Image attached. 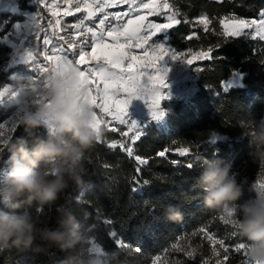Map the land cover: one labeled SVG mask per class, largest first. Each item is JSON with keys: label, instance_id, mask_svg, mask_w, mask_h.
<instances>
[{"label": "trees", "instance_id": "obj_1", "mask_svg": "<svg viewBox=\"0 0 264 264\" xmlns=\"http://www.w3.org/2000/svg\"><path fill=\"white\" fill-rule=\"evenodd\" d=\"M169 1L181 21L168 33L171 44L177 50L195 53L214 49L213 59L195 64V93L188 99L171 101L165 107L163 123L149 125L137 142H128L134 148L133 157L119 148L109 150L108 143L126 138L103 127L101 142L96 141L86 151L80 166L82 182L70 183L67 197L55 204L40 210L29 209L38 220L52 222L57 205L71 208L79 223L78 230L85 237L81 254L92 256L89 247L94 240L107 253L108 264H153L157 258H161L159 264H216L218 259L223 260L224 253L199 232L204 225H209L217 238L225 239L232 247L236 243L247 246L246 238L239 234L236 238L230 236L232 231L238 233L234 226H226L219 219L221 215L228 218L224 210L204 203L199 186L202 170L197 165L202 158L220 157L231 165V173L242 188L240 201L256 196L252 185L264 184V163L254 161L250 155L254 146L248 135L254 123L264 122V40L253 35L225 40L220 24L225 17L258 18L264 11V0ZM7 15L0 12V90L19 81L24 68L20 64L11 65L13 48L2 40L15 21L7 20ZM205 17L211 21L208 30L198 22ZM236 75L243 76L241 86L224 91L221 82L226 83ZM13 110L0 104V121L8 119ZM120 131L125 132L126 127ZM47 134L48 129L43 127L26 132L19 123L12 135L13 140L22 136L31 140ZM185 147L190 149V155L181 157L176 149ZM165 148L171 149L168 155L157 157ZM11 155L8 150L0 153V176L7 173ZM197 155L199 158L195 159ZM135 156L149 160L139 176L135 172ZM172 160L179 163L173 164ZM187 163H193L194 167L187 168ZM134 178L142 185L145 180L148 184L133 190ZM169 205L181 207L182 219H168ZM103 219L112 223L97 228ZM111 232L123 247L114 243L108 235ZM188 252L193 256L189 257ZM66 255L55 249L44 255L10 247L0 250V264H49L53 256ZM229 256L227 264H242L246 259L243 253L233 252Z\"/></svg>", "mask_w": 264, "mask_h": 264}, {"label": "clouds", "instance_id": "obj_2", "mask_svg": "<svg viewBox=\"0 0 264 264\" xmlns=\"http://www.w3.org/2000/svg\"><path fill=\"white\" fill-rule=\"evenodd\" d=\"M23 87L28 95L18 108L20 124L26 132L43 127L48 134L31 140L17 137L7 144L12 155L7 173L0 176V250L31 249L49 255L55 249L67 255L53 256L49 264H100L96 257L81 254L85 237L71 208L57 205L52 222L40 221L29 211L55 204L67 197L70 183L82 182L79 169L85 153L104 130L96 125L87 78L75 65L53 62L42 84L28 80ZM37 97L38 103H30ZM248 135L254 146L250 155L264 163V122L254 123ZM197 165L204 203L230 212L238 234L246 238L248 259L264 264V188L252 185L256 196L240 201L242 188L223 158H202ZM182 215L180 206L167 207L169 220L179 221Z\"/></svg>", "mask_w": 264, "mask_h": 264}, {"label": "snow or ice", "instance_id": "obj_3", "mask_svg": "<svg viewBox=\"0 0 264 264\" xmlns=\"http://www.w3.org/2000/svg\"><path fill=\"white\" fill-rule=\"evenodd\" d=\"M223 3L224 0H219ZM64 3L69 7L64 9L65 17L72 16L75 9L76 13L82 11L86 13L77 23L71 25H63L60 19L55 20L53 25L51 21L47 22L48 28H57L62 31H71L70 36L61 35L59 31H53L50 35L47 28L41 25L44 16L38 10L27 22L25 27L33 36V44L31 47H24L21 43L16 48L15 55L21 61L28 64L37 71L39 80L28 77L26 81L31 80L33 84H42L45 74L49 66L53 62H65L75 65L82 77H86L89 84V91L92 96V103L95 108L96 125L108 127L112 132H118L121 137H127L132 144L137 142L143 135V130L134 120L127 118V111L131 100L134 98H147L150 114L153 119H158L164 115L161 110V101L166 94L162 93L161 88L167 87L166 76L167 69L160 67V61L166 56H170L173 60L181 59L192 65L190 59H183L181 53L171 47L166 46L163 42L155 41L157 36L164 35L167 39V33L173 29L175 25L181 23L177 19L178 13L173 10L172 5L168 0H64ZM115 6H125V11L109 12L108 9ZM40 8L52 10L53 17L57 16L60 5L58 3L49 4L48 0H40ZM100 14L99 16L97 14ZM163 16L168 21L167 23H155L150 17ZM264 17V11L260 13ZM229 19L225 17L220 21L224 28V38L231 39L233 37H251L248 29L257 25V21L238 19L235 16L231 17L232 23H226ZM98 21V23H96ZM199 23L203 24L205 30L211 21L208 18H201ZM91 23V26H89ZM17 27H19L17 25ZM264 19L259 21L257 35L261 40H264ZM43 34V46L45 51L39 53L43 56L44 61L41 63L37 59L36 41ZM58 37V39H53ZM192 37H189L191 39ZM6 39V37H5ZM52 45L49 49L48 46ZM135 49L141 50L143 55L135 54ZM214 49H209L203 52L200 57L205 60L213 59L211 53ZM48 52L52 54L49 55ZM58 53V54H57ZM151 69L155 74L149 72ZM21 83L18 87L10 86L3 87L0 90V104L5 101L14 102L19 106L27 98V90ZM221 86L224 91H227L228 85L222 81ZM121 94H127L126 96ZM150 98V102H149ZM39 97L31 100L30 103L39 102ZM96 110H99V114ZM110 117V119H107ZM20 113L17 110L16 118L7 121H0V153L7 150V144L13 140V133L17 130L19 124ZM114 125V126H113ZM95 126V125H94ZM121 127H126L127 132L120 131ZM7 129V131H5ZM129 133H132L129 136ZM101 142V137L97 140ZM109 150L119 148L126 153L128 157H133L134 148L125 141H112L107 144ZM171 149L165 148L159 151L156 155L159 158H165ZM176 151L181 157H188L190 149L177 148ZM197 155L195 159H198ZM137 162L135 172L139 176L144 165L149 163V160L140 156L134 157ZM171 163L177 164L179 161L172 160ZM187 168L194 167L193 163H187ZM136 190L138 187L148 184V181H143V185L136 178L132 181ZM259 187L264 188V184ZM224 212L228 218L221 215L219 219L224 225H232L235 227V219H229L228 210ZM110 219H103L96 225L97 228H102L110 225ZM205 238L214 246H219L224 255L223 260H217L216 264H227L230 259V253H243L247 257V246L244 243H236L234 247L228 245L225 239L217 238L209 225H204L199 229ZM114 243L123 247L120 240L115 239L116 234L111 232L108 234ZM232 238H236L238 233L232 231ZM93 252H99L100 248L93 246ZM140 251V249H137ZM216 252V248H213ZM189 257L193 256L192 252H188ZM219 255V253H217ZM206 264V262H205ZM242 264H252L248 259H245Z\"/></svg>", "mask_w": 264, "mask_h": 264}, {"label": "rangeland", "instance_id": "obj_4", "mask_svg": "<svg viewBox=\"0 0 264 264\" xmlns=\"http://www.w3.org/2000/svg\"><path fill=\"white\" fill-rule=\"evenodd\" d=\"M48 2H49V4L58 3L60 5L57 16L53 17L51 14L52 10H50V9H47V8H40L39 9L40 0H0V12H4L5 14H9V15H7L8 16L7 20L15 19V21L11 24L10 32L7 35H5L6 39H5V37L2 39L4 42L9 44L13 48V54H12V58H11L10 63H11V65H19L20 64V65L24 66L23 70H21L22 73L19 76V81H17L14 84H9L6 86L16 88L21 83H26L27 82L26 79L28 77H31L32 79L39 80V76H37V71L35 69H33L32 67H30L28 64H25L23 61H21L19 59V57H17L15 55L16 48L18 46H20L21 43L23 44L24 47H31L32 46V44L34 42L33 36L30 33V31L25 27V25L27 24L29 19L38 10L40 11L41 15H43L45 18L44 20L41 21V25L43 27L47 28L49 35L53 31H59L61 35H65V36H70L72 33H71V31H62L61 29H57V28H48L47 27L48 21H51L52 24L54 25L55 20L60 19L62 22V26H61V28H62L63 25H71V24L77 23L80 18H82L84 15H86V13L83 11L81 13H76L75 9L73 8L72 9L73 15L65 17L63 15V11H64V9L68 8L69 5L64 3V0H48ZM145 2H147V0H145ZM168 2L171 4V2L169 0H168ZM172 8L175 11L173 5H172ZM125 10H126L125 6H115V7L108 9L107 11L117 12V11H125ZM97 15L99 16L100 14L98 13ZM155 18H157V19H155ZM160 18H162L163 21L160 22L159 21ZM228 18L229 19H227L225 22L229 23V24L232 23L231 17H228ZM236 18H238V17H236ZM150 19H152L153 22H155V23H167L168 22L166 20V18L163 16H154V17H150ZM177 19H178V15H177ZM224 19L225 18H223L222 20H224ZM238 19H244V18H238ZM261 19H264V17L259 16L258 18H255V19H246V20L257 21V25H255L253 28L247 30L253 36H255L257 38H259V36L257 35V29L259 26V21ZM96 23H98V21H96ZM17 25L19 27H17ZM89 26H91V23H89ZM175 26H177V25H175ZM222 27H223V25H222ZM170 31H171V29L169 30V32ZM223 31H224V28H223ZM260 31H264V29H261ZM168 33L166 34L167 39H165L164 35H161V36H157L155 38V41L163 42L166 46L175 49L177 51V53L182 54L183 59H190L193 61V64L190 65L181 59L173 60L170 56H166L162 61H160V67L167 69V76H166V81H165V83L167 84V87L161 88L162 93L166 94L165 98L161 101V110L164 112V115L159 117L158 119H153L151 114H150V109L148 107L147 98H144V99L134 98V99H132L131 103L129 104L128 111H127V118L129 120L136 121L143 131L146 127H148L149 125H151L153 123H163L165 121V118H166L165 107H166V105H170L171 101H175V100H179V99H181V100L182 99L183 100L188 99L197 90L196 76H195V68H196L195 64L197 61L202 60V58H198L201 56L202 52L201 53H197V52L195 53V52H190V51H186V50H183V51L177 50L171 44ZM53 39L54 40L58 39V37H55ZM51 47H52V45L48 46L49 49ZM35 50H36V53L38 54L37 59L41 63H47L46 61H44L43 56L39 55V53H42L45 51V48L43 46V34H41V36L36 41V49ZM134 51H135V54L143 55V53L139 49H135ZM48 54L51 55L52 53L48 52ZM149 72L152 74H155L151 69H149ZM242 77H243L242 75H236V76L232 77L228 82H226V84L228 85V88L241 86ZM121 95L126 96L127 94H121ZM149 102H150V98H149ZM1 106L5 107V108H13L14 109L12 114L10 115V117L8 119H6L5 121L16 118V113L18 110V105L16 103L5 101V103L1 104ZM107 119H110V117H108ZM19 123H20V120H19ZM5 131H7V129H5ZM127 131H128V129L126 128L125 132H127ZM131 135H132V133H129V136H131ZM125 138H126L127 142H130V144H132L131 141L127 137H125ZM94 245L100 248L99 252H93L91 250ZM89 250H90L92 257H96L100 261V264H108L107 253L103 250L102 246L99 243L95 242L94 240H91ZM246 251H247V249H246ZM247 257H248V255H247ZM247 257H246V259H247ZM160 259L161 258L155 259L153 264H159Z\"/></svg>", "mask_w": 264, "mask_h": 264}]
</instances>
